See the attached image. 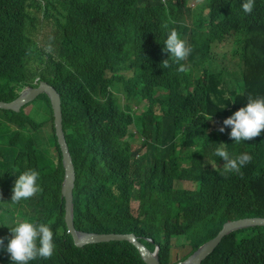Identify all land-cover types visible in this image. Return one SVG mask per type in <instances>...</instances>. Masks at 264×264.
Masks as SVG:
<instances>
[{
  "label": "trees",
  "instance_id": "trees-1",
  "mask_svg": "<svg viewBox=\"0 0 264 264\" xmlns=\"http://www.w3.org/2000/svg\"><path fill=\"white\" fill-rule=\"evenodd\" d=\"M242 2L0 0V99H13L37 77L60 91L77 173L78 229L151 236L160 244L161 264H174L225 221L264 216V130L234 144L252 156L238 172L225 173L214 154L223 139L215 121L232 115L249 96H264V0H254L251 13L242 11ZM171 29L187 39L191 51L163 68L169 58L163 40ZM215 43L228 48L218 50ZM232 58H239L238 70L219 62ZM119 86L126 104L112 92ZM143 102L137 113L133 104ZM49 111L50 122L24 109L0 117L11 142L41 150V166L37 156L26 164L39 170L42 191L31 219L51 222L55 253L30 264H147L125 240L73 244L64 220V169L51 105ZM132 123L145 137L143 155L126 139ZM182 181L192 184L184 187ZM12 220L0 214L5 246ZM0 264H10L2 246ZM202 264H264V226L230 233Z\"/></svg>",
  "mask_w": 264,
  "mask_h": 264
},
{
  "label": "clouds",
  "instance_id": "clouds-1",
  "mask_svg": "<svg viewBox=\"0 0 264 264\" xmlns=\"http://www.w3.org/2000/svg\"><path fill=\"white\" fill-rule=\"evenodd\" d=\"M201 2H205V0H202L197 3H190L189 0V3L191 5L198 4ZM253 6H254V0H243V2L241 3V9L244 13H251L253 11ZM163 45H164L163 51L169 54V58L164 60L162 63L163 68H168L170 66L169 61H171L173 64H179V62L183 61L191 51L187 39L186 38L184 39L183 37L180 38V36L178 35L175 29H171L167 32L166 37L163 40ZM214 47H217L218 50H222V48H228L219 43H215ZM238 60L239 58H232L229 59V61L219 60V62H223L226 64L229 63V67L231 70H238V65H237ZM178 70L183 71L184 70L183 65H180ZM35 88L41 89V91L33 99L22 104L18 110L0 105V117L5 116L6 114L5 111H14L16 113H20L22 109L25 110L26 107L33 105V108L29 112H27L28 114L31 115V111L33 109L35 110L36 106L43 100L46 103L47 112H48L44 118H46L50 122L51 119H50L49 105H51L52 107L53 117H54V108L52 104L53 96L50 91V89H53L56 92V94L59 96L61 102L63 132L72 158V163L74 166V171H75L74 188H75L77 173H76L73 156L70 151L69 144L67 142L64 131V118H63V109H62V100H61L62 96L60 91L57 89V87H55L52 83L37 77L34 80L33 84L23 86L18 91L16 97H14L11 100L0 99V103L11 105L18 99H23V98L26 99L33 92ZM112 92L116 96L119 103L126 104L128 102L123 87L119 86L117 88H114ZM40 98H44V99H40ZM145 104L146 102H143L138 106L133 104L134 110L137 113H141L143 108L145 107ZM215 127L219 128L218 131L223 133V139L220 142V144H217L218 146L215 149V153H214L215 156L222 158L221 161L224 162L223 165H224L225 173L238 172L241 167H243L245 164L251 161L252 156L247 152L240 153L235 148L234 144L239 143L241 141H248L254 137H257L258 135L261 134L262 130H264V96H259V95L256 97L249 96L247 99V103L244 106L240 107L238 110H236L232 115L224 114L221 118L217 119L215 121ZM54 128H55V124H54ZM7 129L8 127L0 123V161H2V164L0 166V214L6 213V215L9 217L11 216L13 220H12V224L10 226H7L9 228L10 238H8L7 244L5 246L4 245L5 238L0 237V246L4 247V250L8 253L10 264H30L31 261L36 260L38 257L48 259L55 253V232L53 228L50 226L51 222L50 221L40 222L35 219H31V214L33 213L34 205L40 199L42 191H41V186L39 184V176H40L39 170L35 168L27 169L26 168L27 159L29 156H37L40 166L43 164V161L40 157V152H41L40 148L38 147H35L33 149L27 148L23 143L20 142L19 139L15 140L14 142H11L10 141L11 134L8 133ZM14 131L16 130H12V132ZM126 139L130 141L133 150L138 151V155H143L144 153L147 152L145 137L141 134L136 123L130 124L128 128V134L126 135ZM60 150L62 155L61 158L62 166L64 169V177L61 184V198L64 200V205L66 206V200L62 193L66 170L64 166L63 152L61 147ZM54 152H55L54 162L57 164L59 162V155L56 153V151ZM24 164L25 166L23 167ZM191 183H192L191 181H182L180 184L184 187H187V185ZM74 188H73V222H74ZM254 217H264V216H254ZM254 217L229 219L225 221V223L235 222L239 220H244L245 218H254ZM64 220L66 224L65 225L66 232L71 236L73 244L77 248H83L88 245H95L105 242L125 240L132 243L133 246L137 248V251L140 253L141 258L145 261L139 247L132 240L127 238L121 240L96 242L93 240H85L81 235L78 234V239L80 241H83L82 243H78L75 239L74 234L68 228L66 222V209L64 214ZM256 226H262V225H249V226L239 227L233 229L224 237H226L227 235H229L234 231L256 227ZM74 227L76 232L79 231L82 233H98V232H88V231L80 230L75 226V222H74ZM219 232L209 240L215 238L219 234ZM109 233L120 234L122 236H130V235L134 236L136 242H138L140 246H142L146 251H148L150 255H156L160 262V257H159L160 244L155 243L154 239L151 236H140L134 231H128L126 233H117V232H109ZM98 234H105V233H98ZM224 237L218 243L216 248L220 245ZM209 240H207L206 242H208ZM206 242H204L203 244H205ZM151 245H155L154 249H151ZM201 246H199L196 250H198ZM67 248L69 247L67 246ZM216 248L214 249V251L216 250ZM214 251L212 253H214ZM194 252H192L186 259L182 261H178L177 263L174 264H178L186 261ZM211 254H209L207 258ZM104 256L105 255H102V259L104 258Z\"/></svg>",
  "mask_w": 264,
  "mask_h": 264
},
{
  "label": "water",
  "instance_id": "water-1",
  "mask_svg": "<svg viewBox=\"0 0 264 264\" xmlns=\"http://www.w3.org/2000/svg\"><path fill=\"white\" fill-rule=\"evenodd\" d=\"M41 89L35 88L33 92L26 98V99H18L11 105H6L0 103L1 106L4 107H10L12 109L18 110L22 104L25 102L33 99ZM52 93V104L54 108V124H55V130L56 135L58 137V142L60 144V147L63 152V160H64V166H65V179L63 183L62 193L66 200V222L68 225V228L71 230V232L74 234L75 239L78 243H82L83 241H80L78 239V234L81 235L85 240H93L96 242L101 241H110V240H121L124 238L132 240L140 249V251L143 254V258L148 264H160L158 257L156 255H150L148 251H146L142 246L136 242L135 237L130 236H122L120 234L115 233H105V234H98V233H82L75 230L74 222H73V188H74V182H75V171L74 166L72 163V158L68 149V145L66 143L64 132H63V122H62V113H61V102L59 99V96L56 94V92L53 89H50ZM249 225H262L264 226V217H254V218H245L244 220H239L235 222H226L219 232V234L203 244L198 250H196L186 261L178 264H201L209 254H211L218 243L221 241V239L228 234L233 229L249 226Z\"/></svg>",
  "mask_w": 264,
  "mask_h": 264
},
{
  "label": "rangeland",
  "instance_id": "rangeland-1",
  "mask_svg": "<svg viewBox=\"0 0 264 264\" xmlns=\"http://www.w3.org/2000/svg\"><path fill=\"white\" fill-rule=\"evenodd\" d=\"M200 1H202V0H190V3H197V2H200ZM40 99H44V98H40ZM32 108H33V105H30V106L26 107L25 110H26V112H29ZM37 112H39L43 118H44L45 115L48 113V112H47V106H46L45 101L42 100V101L36 106V109H35V110L33 109V110L31 111V115H32V116H35ZM47 131H48V128H47ZM191 184H192V183H191ZM191 184H189V185H191ZM133 205H134V212H137V204L134 203ZM179 251H180L181 254H183V251L181 250V248L179 249Z\"/></svg>",
  "mask_w": 264,
  "mask_h": 264
}]
</instances>
